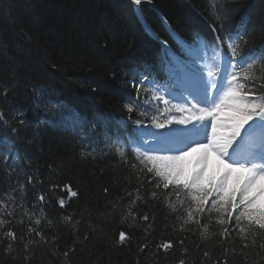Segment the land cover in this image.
Here are the masks:
<instances>
[{
    "label": "trees",
    "instance_id": "obj_1",
    "mask_svg": "<svg viewBox=\"0 0 264 264\" xmlns=\"http://www.w3.org/2000/svg\"><path fill=\"white\" fill-rule=\"evenodd\" d=\"M242 21L255 29L245 48L264 49V0H153L139 11L129 0H0V90L7 89L6 97L0 95V110L9 117L8 126L0 125V138L14 141L19 154L16 162L0 163V196L15 189L17 202L24 205L6 225L18 237L11 255L0 229V264H178L181 258L186 264H210L204 250L213 258L223 256L218 236L202 240L194 224L186 226L191 232L178 230L180 213L164 206L163 190L146 181L138 184L108 137L131 133L133 121L143 119L125 109L137 95L133 79L151 72L163 81L171 69L177 71L175 62L165 61L162 41L186 70L197 36L210 43L213 27L227 36ZM177 41L183 42V51ZM151 116L149 111V122ZM125 121L126 128L121 126ZM73 129L85 135V142ZM4 151L7 145L0 144ZM66 185L77 195L71 196ZM137 186L141 198L131 204ZM41 194L43 202L38 201ZM24 211L34 214L33 222L41 220L33 227L46 243L28 232ZM144 214L149 221L141 219ZM218 227L213 220L210 231ZM120 232L128 237L123 243ZM30 239L36 243L25 262L23 244ZM165 241L174 245L167 252L157 247ZM145 243L148 248L141 251ZM239 244L238 239L231 242L237 251ZM257 250H249L250 256ZM253 258L264 264V254ZM229 264L242 261L230 256Z\"/></svg>",
    "mask_w": 264,
    "mask_h": 264
},
{
    "label": "snow or ice",
    "instance_id": "obj_2",
    "mask_svg": "<svg viewBox=\"0 0 264 264\" xmlns=\"http://www.w3.org/2000/svg\"><path fill=\"white\" fill-rule=\"evenodd\" d=\"M129 3L139 11L142 3L151 5L153 0H129ZM248 23L250 21H242L237 30L227 36H221L213 27L214 40L205 42L204 49L207 52L211 47L213 62L204 64L194 80L185 79L183 62L170 52L167 41H162L165 61L168 64L175 62L177 71H169V79L164 84H160L151 72H142L138 80L133 79L130 83L137 95L135 102L131 98L128 100L125 109L129 113L137 112L143 119L133 121L135 127L131 133L121 137L117 131L115 138L108 137L109 146L120 163L134 170L138 184L146 181L155 189L163 190L164 206L171 213H180L176 217L180 221L179 231L191 232V228L186 226L194 224L202 240L219 237L223 242L222 257L213 258L208 250L202 253L210 264H229L230 256L233 259L239 256L242 264H255L253 256L264 254V49L244 52L255 32L254 28H248ZM220 28H223L222 23ZM146 30L150 32V28ZM177 43L183 51V42ZM142 91L145 93L143 97ZM0 95L6 97L7 89L0 90ZM173 100H179V103L174 104ZM172 109L181 117L158 120V116ZM149 111H152L150 123ZM17 115H22V111L18 110ZM75 119L82 121L79 114H75ZM19 122L23 123L22 120ZM8 124L9 117L0 110V125ZM173 124L182 127L174 128ZM121 126L126 128L127 122H122ZM149 128L156 130L145 136L143 133ZM257 128L262 132L260 142L242 155L241 147ZM11 131L15 134L17 130L13 127ZM0 144L8 148V151L0 153V163L7 164L9 157L19 158L18 152L14 151V141L2 137ZM31 179L28 178L29 183ZM65 187L71 196L77 195L70 186ZM15 191L13 189L0 196V215L12 218H0V229L4 230L3 236L8 240L4 250L9 255L14 251L18 237L6 225L15 220L16 209L24 208L17 202ZM127 195L132 197L133 193L128 192ZM156 196L157 192L153 191L152 197ZM140 198L137 186L130 203L134 204ZM44 200L43 194L38 196V201ZM58 202L64 206L63 199ZM33 215L23 212V216L28 217V232L35 233L46 243L42 233L33 227V223L40 225L41 220L33 222ZM66 219L70 221L71 217ZM132 219L135 221L134 216ZM141 219L149 221L150 217L144 214ZM213 220L219 226L214 232L210 231ZM20 222L23 223V219ZM151 227L149 223L146 231ZM127 238L124 232H120V242ZM236 239L240 241L238 251L231 245ZM35 243L30 239L23 244L25 262L30 261ZM178 243L183 246L184 239ZM173 246L171 241L157 245L164 252ZM145 248H148L147 243L141 251ZM251 249L258 250L250 256ZM63 255L68 257L69 251ZM178 264H186L185 259L181 258Z\"/></svg>",
    "mask_w": 264,
    "mask_h": 264
},
{
    "label": "bare ground",
    "instance_id": "obj_3",
    "mask_svg": "<svg viewBox=\"0 0 264 264\" xmlns=\"http://www.w3.org/2000/svg\"><path fill=\"white\" fill-rule=\"evenodd\" d=\"M259 50H261V49H259ZM73 132L79 138L80 141L85 142V140H86V139H84L85 138V135L81 134L80 130L73 129ZM12 162H16V160L15 159H12L11 157H9V159L7 161V164H10Z\"/></svg>",
    "mask_w": 264,
    "mask_h": 264
},
{
    "label": "rangeland",
    "instance_id": "obj_4",
    "mask_svg": "<svg viewBox=\"0 0 264 264\" xmlns=\"http://www.w3.org/2000/svg\"><path fill=\"white\" fill-rule=\"evenodd\" d=\"M196 78V77H195ZM195 78H192V80H194ZM173 101H176V103H179V100L177 101V100H173ZM173 127L175 128L176 126L175 125H173ZM164 131H167V130H164ZM210 131V130H209ZM255 144V140H252V139H248L246 142H245V144L241 147V149H240V153L243 155L244 154V149L245 148H247V144ZM234 147H235V145H234Z\"/></svg>",
    "mask_w": 264,
    "mask_h": 264
}]
</instances>
